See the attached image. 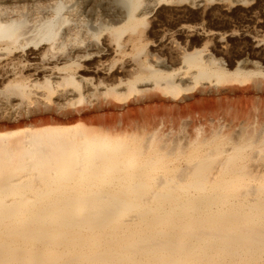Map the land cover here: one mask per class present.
I'll return each mask as SVG.
<instances>
[{
	"label": "bare ground",
	"instance_id": "1",
	"mask_svg": "<svg viewBox=\"0 0 264 264\" xmlns=\"http://www.w3.org/2000/svg\"><path fill=\"white\" fill-rule=\"evenodd\" d=\"M218 86L264 91V0H0V264H264L263 113L106 118Z\"/></svg>",
	"mask_w": 264,
	"mask_h": 264
},
{
	"label": "rangeland",
	"instance_id": "2",
	"mask_svg": "<svg viewBox=\"0 0 264 264\" xmlns=\"http://www.w3.org/2000/svg\"><path fill=\"white\" fill-rule=\"evenodd\" d=\"M159 23L166 25V18H164V17H162V19L160 18ZM219 88H220V86L213 87L212 90L210 92H208L210 94V96L208 93H199V91H196V89L190 90V91H188L189 96H187L184 100H182V99L173 100L170 98H165L163 96H160V97L155 98V102L157 101L158 103L154 107L143 108L139 112H134V114H132L131 117L130 116L129 117H122L120 113L113 112L111 114H108L106 116V118L111 124H116V125H120L122 122H130V121H132V119L134 120V118L136 120L137 117H138L137 121H140V122H142L143 120H147V119L157 121V119L160 120L161 117L162 118L164 117L163 119L161 118V120L166 121L167 120L166 118L168 117L167 124L168 123L171 124V122L178 120L179 122L178 123L176 122L175 125H173V126L169 125V129L167 128L168 126L164 127V129H163V146H166L169 148L172 147V150L175 147L176 148L174 150H176L181 146L182 148H184V150L186 152H189L190 151V149H189L190 142L193 141L198 135H200L201 137H204V136L208 137V136H211L214 134V129L212 128L213 126H211L210 120L214 116L217 117V115L220 116L221 114H224V111L227 114L230 111L228 116L234 117V118L237 116V119L240 118L239 120L247 118V116L248 117L254 116L255 118L260 120L261 119L260 117L264 116V111L260 112V111L264 110V91L254 90L253 91L254 93L252 92L251 95H248L247 97H245V99L243 100L244 106H246L245 114H244V113L240 112L239 109L236 107L237 102H238L237 99H239V98L230 97V98L225 99L222 97V94L224 93V91L223 92L217 91V89H219ZM197 94H199V95H197ZM191 95H194L195 100H196V103L192 106L189 105L190 103L194 102V100H192V98L190 97ZM201 98H203V99H201ZM182 101H183V103H182ZM230 108H231V110H230ZM234 108H236V109L234 110ZM257 111L259 114H257ZM231 112L235 113V114L233 113L234 116ZM237 112H239L240 114ZM200 113H203L205 115L202 116ZM249 113H251L250 116H249ZM261 113H263V116H261L262 115ZM153 114H155V115H153ZM210 115H211V118H210ZM239 115H242L243 118H242V116H239ZM148 116L149 117L151 116L152 118H147ZM176 116H177V118H176ZM205 116H207L208 118H205ZM154 117L157 119H155ZM171 118H174L177 120H174V119L171 120ZM202 119L204 121L205 126L203 124L200 127L199 126L196 127L193 125L195 122H199V121L203 122V121H201ZM237 119H236V121H238ZM184 121L186 122L185 124H184ZM187 122H188V124H187ZM189 122H192V123H189ZM207 122L209 124H207ZM186 124H187V126H186ZM133 130L136 132H140L139 129H133ZM236 130H229L227 133L236 135L238 133V130L237 131ZM131 131L132 130H130L129 132H131ZM145 132L147 133V131H145ZM143 134H145V133H143ZM229 147H230V145H221L220 146V148L222 150L229 149ZM179 160L176 161V163L178 165H180V163L182 164L184 159L181 158ZM257 162L258 161L255 159L250 161L249 164H250V166L252 164V166H251L252 169L260 170L263 168V166H261V164L259 162H258L259 165L257 166L256 165ZM253 164L255 167L256 166L257 167L254 168Z\"/></svg>",
	"mask_w": 264,
	"mask_h": 264
}]
</instances>
